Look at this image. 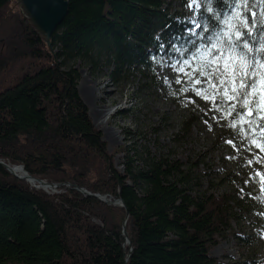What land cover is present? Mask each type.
Listing matches in <instances>:
<instances>
[{
	"label": "trees",
	"instance_id": "obj_1",
	"mask_svg": "<svg viewBox=\"0 0 264 264\" xmlns=\"http://www.w3.org/2000/svg\"><path fill=\"white\" fill-rule=\"evenodd\" d=\"M67 2L68 13L51 37L54 56L17 12L0 19V162L23 166L47 183H70L113 200L120 187L126 209L85 197L74 188L48 194L0 166V264H264L252 257L225 262L212 255L232 232L238 200L192 194L198 185L193 182V164L184 167L179 160L153 156L146 148L125 146L123 171L113 169L101 134L79 98L77 62L91 72L109 69L113 82L138 72L161 89L153 72L155 59L181 65L183 58L181 50L161 53L156 39L168 42L182 33L176 14L162 0ZM201 2V9L215 13V0ZM12 3L0 0V12L10 10ZM237 4L224 20L231 30L241 9L249 17L255 12L258 26L264 25V0ZM260 39L258 51L264 57V35ZM176 45L182 49L183 38ZM206 60L205 55L191 64ZM252 98L261 113L254 123L264 125V75ZM219 112L230 132L264 155V131L254 129L251 137L237 134L247 126V116L233 124ZM250 113L255 115V110ZM193 122L192 117L181 130L188 131ZM126 213L132 248L127 263L129 247H123L121 236Z\"/></svg>",
	"mask_w": 264,
	"mask_h": 264
},
{
	"label": "rangeland",
	"instance_id": "obj_2",
	"mask_svg": "<svg viewBox=\"0 0 264 264\" xmlns=\"http://www.w3.org/2000/svg\"><path fill=\"white\" fill-rule=\"evenodd\" d=\"M162 1L165 8L176 14L182 30L186 18H195L188 0ZM196 4L202 7L201 0H193V6ZM9 9L0 12V19L14 11L21 17L14 1ZM74 68L79 75V98L86 106L94 128L101 134L106 152L112 159V168L123 171L121 149L125 146L135 147L138 151L146 148L151 155L179 160L184 167L193 164V182L198 185L193 186L192 194L229 195L238 200L234 205L232 232L219 242L212 255L225 262L243 261L249 257L264 262V155L230 132L218 110H210L213 107L211 100L203 98L213 95L210 86L202 95L196 94L197 86L190 79L196 71L170 60L160 63L155 59L153 72L162 84V88L157 89L138 72L113 82L108 77L110 70L105 67L91 72L88 66L77 62ZM185 72L188 75H184ZM215 98L220 99L218 95ZM224 99L231 103L227 93ZM213 116L222 118L216 120ZM192 117L193 124L183 132V123ZM70 185L54 192L37 189L53 195L61 193L62 188H79Z\"/></svg>",
	"mask_w": 264,
	"mask_h": 264
},
{
	"label": "snow or ice",
	"instance_id": "obj_3",
	"mask_svg": "<svg viewBox=\"0 0 264 264\" xmlns=\"http://www.w3.org/2000/svg\"><path fill=\"white\" fill-rule=\"evenodd\" d=\"M188 5L195 18H186L182 33L174 34L168 42L162 37H157L158 50L165 55H172L173 50H181L183 58L178 63L192 67L194 72L198 68V74L190 79L197 86V95H202L209 86L214 90L213 95L203 96L205 100H211V111L219 110L225 113L233 124L247 116V126H241L237 134L242 132L251 137L254 129L264 131V125L254 123L261 113L258 111V102L252 98L259 76L264 75V72L259 71L264 68V57L258 51L262 43L260 37L264 35V25L258 26L255 12L249 17L247 11L241 9L243 14L235 30H231L224 20L239 7L237 0H215L214 14L201 9L199 4L193 6V0H188ZM181 38L183 47L177 49L176 41ZM205 55V62L199 65L191 64V60L200 59ZM184 75L188 73L185 72ZM226 93L227 100L232 101L230 104L224 99ZM217 95L220 97L219 101L215 98ZM250 99L251 105L246 107V102ZM253 110L255 115L249 116L248 113ZM212 118L219 120L222 117ZM247 183L246 180L245 184ZM240 191L243 192L244 189Z\"/></svg>",
	"mask_w": 264,
	"mask_h": 264
},
{
	"label": "water",
	"instance_id": "obj_4",
	"mask_svg": "<svg viewBox=\"0 0 264 264\" xmlns=\"http://www.w3.org/2000/svg\"><path fill=\"white\" fill-rule=\"evenodd\" d=\"M16 3V6L19 10V13L22 19L31 27V29L35 32V34L42 40L45 44L47 51L54 56V50L51 45V37L56 28L62 23L68 13V2L67 0H13ZM56 61V60H55ZM250 116V113H248ZM0 166H2L10 175L17 178L21 181H26L28 183L34 182L37 185L35 188H41L45 191L54 192L57 188L65 186L70 187V184H48L39 179L33 178L28 173L25 172L22 166L20 167H12L3 162H0ZM21 169L22 174L17 175L16 169ZM78 193L85 197H92L100 202L110 205L116 206L120 208H124L125 204L121 198V189L118 187V197L113 200L110 197L99 194H92L87 192L86 190L75 188ZM128 220V214L126 213L124 221L122 223L121 236L124 239L123 247H129V251L125 258V263H127L129 257L132 253L130 238L126 232V222Z\"/></svg>",
	"mask_w": 264,
	"mask_h": 264
},
{
	"label": "bare ground",
	"instance_id": "obj_5",
	"mask_svg": "<svg viewBox=\"0 0 264 264\" xmlns=\"http://www.w3.org/2000/svg\"><path fill=\"white\" fill-rule=\"evenodd\" d=\"M80 95L82 96V93H81V92H80ZM15 172H16L17 175H21V174H22V171H21V169H19V168L16 169ZM27 183H28V182H27ZM28 184H30V185L33 186V187L37 185V184L34 183V182H31V183H28Z\"/></svg>",
	"mask_w": 264,
	"mask_h": 264
}]
</instances>
